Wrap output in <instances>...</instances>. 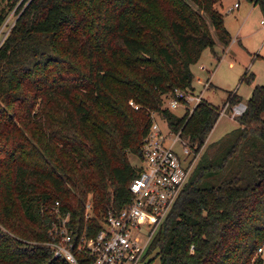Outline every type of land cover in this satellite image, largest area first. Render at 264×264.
I'll return each instance as SVG.
<instances>
[{
  "label": "trees",
  "instance_id": "1",
  "mask_svg": "<svg viewBox=\"0 0 264 264\" xmlns=\"http://www.w3.org/2000/svg\"><path fill=\"white\" fill-rule=\"evenodd\" d=\"M217 1L0 0V24L17 15L0 46V264H68L47 244L53 208L80 233L128 202L155 111L191 150L203 146L146 264H264V83L208 144L218 107H162L192 90L204 48L218 60L212 32L228 43ZM248 1L264 16V0Z\"/></svg>",
  "mask_w": 264,
  "mask_h": 264
},
{
  "label": "built area",
  "instance_id": "2",
  "mask_svg": "<svg viewBox=\"0 0 264 264\" xmlns=\"http://www.w3.org/2000/svg\"><path fill=\"white\" fill-rule=\"evenodd\" d=\"M238 4L233 1L227 10ZM17 15L12 9L0 24V46L11 30ZM207 70L204 65L200 66ZM210 74V71H209ZM209 82L203 81L202 90ZM202 91H187L182 94L175 90L173 95L165 96L162 107L181 105L186 111L200 101ZM189 102L192 106L189 107ZM129 104L134 105L132 101ZM229 116L233 118L244 109V103L230 104ZM136 106V105H135ZM228 106L226 101L219 114ZM161 113L150 115V123L140 146V164L137 174L129 183L130 200L118 210H109L98 220L99 226L86 224L80 233L69 225L68 214L57 213L58 222H53L48 232L54 239L47 242L53 256L68 264H146L145 255L156 229L165 218L180 190L187 182L195 163L197 151L191 150L180 131H173L166 123L163 129L157 121ZM58 205V202H55ZM91 202L85 204V218L91 215ZM191 248V247H190ZM256 253L264 255V240L256 248Z\"/></svg>",
  "mask_w": 264,
  "mask_h": 264
},
{
  "label": "rangeland",
  "instance_id": "3",
  "mask_svg": "<svg viewBox=\"0 0 264 264\" xmlns=\"http://www.w3.org/2000/svg\"><path fill=\"white\" fill-rule=\"evenodd\" d=\"M233 1L235 0H218L216 3L223 25L232 39L229 51L222 52L225 47L221 51L214 46V50L220 57L216 62L210 50L204 48L197 61L190 65L192 85L195 87L191 91H202L201 97L209 104L218 107V110L227 101L230 93L236 92L241 97V102H244L253 84L264 83V16L261 14L259 5L257 3L252 5V2L248 0H239L238 9L227 10ZM212 34L213 39H216L213 32ZM201 65L208 69H202ZM250 75L252 78L248 82ZM207 77L209 82L202 90L201 82ZM191 106L192 102H189V107ZM230 106L228 104L221 114H219L220 111L218 112V117L207 134L206 144L219 140L237 126L236 120L229 116ZM170 111L176 115L186 112L181 105L170 108ZM157 121L163 129L167 128L161 116H157ZM132 161L139 166V159L132 158ZM262 256L264 261V255ZM151 264H158V258H155Z\"/></svg>",
  "mask_w": 264,
  "mask_h": 264
},
{
  "label": "crops",
  "instance_id": "4",
  "mask_svg": "<svg viewBox=\"0 0 264 264\" xmlns=\"http://www.w3.org/2000/svg\"><path fill=\"white\" fill-rule=\"evenodd\" d=\"M237 2H238V4H237V6L236 7H234L233 9H238V7H239V0H237ZM252 5H253V2H252ZM224 26V25H223ZM224 28H225V26H224ZM226 29V28H225ZM227 30V29H226ZM227 32H228V30H227ZM228 35H229V41H228V43L227 44H222L220 41H218V40H216V39H214V46H215V48L216 47H218L219 49H221V51H222V49L224 48V50L222 51V52H224V51H226V50H228L229 51V45H230V42L232 41V39L230 38V34H229V32H228ZM221 47V48H220ZM210 53H211V50H210ZM211 55H212V53H211ZM213 57V56H212ZM220 58V57H219ZM219 58H218V60H219ZM213 59L215 60V58L213 57ZM217 60V61H218ZM216 61V62H217ZM192 73V72H191ZM203 81L204 80H202V82H201V85H202V83H203ZM210 84H211V82H210ZM191 85H192V79H191ZM192 87H194L193 85H192ZM195 88V87H194ZM236 93V92H235ZM240 101H241V97H240Z\"/></svg>",
  "mask_w": 264,
  "mask_h": 264
}]
</instances>
